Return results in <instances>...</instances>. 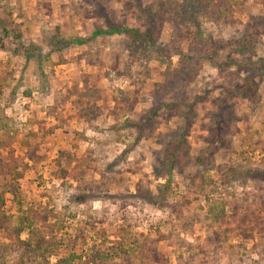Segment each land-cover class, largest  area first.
<instances>
[{"label": "rangeland", "instance_id": "374dc122", "mask_svg": "<svg viewBox=\"0 0 264 264\" xmlns=\"http://www.w3.org/2000/svg\"><path fill=\"white\" fill-rule=\"evenodd\" d=\"M205 1L0 0L21 29L0 37V157L13 154L25 204L77 264H264V28L256 54L235 43L264 21V0ZM109 23L151 37H92ZM184 62L197 74L177 85ZM4 209L16 229L10 194ZM10 243L0 264H17Z\"/></svg>", "mask_w": 264, "mask_h": 264}, {"label": "trees", "instance_id": "16d2710c", "mask_svg": "<svg viewBox=\"0 0 264 264\" xmlns=\"http://www.w3.org/2000/svg\"><path fill=\"white\" fill-rule=\"evenodd\" d=\"M204 4L205 8L209 6H220L219 4H215L214 0H207V2L205 1ZM228 11L229 9L227 8L226 12ZM220 13L222 14L223 11L220 10ZM219 18L221 17L219 16ZM261 21H263V19ZM261 21L257 27H250V29L247 30V37L243 38L241 41L235 42L236 44L241 43V48L244 49V54L250 56L256 54V49L260 38V35L258 34V29L264 28L262 26V24L264 25V21ZM20 33L21 29H19L18 27L13 28L12 24L8 23V20L0 17L1 38L9 40L10 38L12 39L14 37H19ZM113 35H125L129 37L132 42L139 47H142V45L140 44L143 43L144 38L151 37L150 32L143 33L141 30L136 28H129L126 26L122 27L117 24L112 25L110 23L105 28L94 31L92 37ZM196 38L197 45L193 44L195 51H197L198 49L200 51L203 47H207L208 44H206V42L202 40L201 32H199ZM73 41L78 45H83L88 41V39L77 38ZM151 42L154 46L155 40L151 39ZM69 44L70 43L68 42V45ZM224 45L226 46V44ZM224 45L221 46L215 44L212 47L215 51V49L219 50L220 47L225 49ZM230 45L232 46V44ZM239 63L240 61L236 60V58H231L229 60V63H227V66H239ZM217 68L220 70H225V66H220ZM175 71V79L177 81V85H189V83L193 81L194 76L197 74L195 65L190 64L189 62L182 63L181 68L175 69ZM248 79L249 77L247 78V81ZM245 88L252 89L254 88V86L246 84ZM201 99V97H197L194 102H188L186 104L175 103L172 106H175L177 108H181L183 106L190 107L191 105L198 103ZM178 143L184 144L183 136L181 137V140ZM178 149L179 145H174L172 147V150H170L169 154L167 155V158L169 159V169L167 171V174H170L176 169V165L178 162ZM13 157V154L10 155V158H8L9 160L0 157V238L7 237L11 240L9 246L11 250L13 249L12 252L17 256V264H51V258L54 256H57L59 258L56 264H77L78 261L84 259L85 256H83V254L77 253V251L73 248L71 249L70 253H68L67 255L65 254L66 251L69 250L65 249L64 242H62V238L58 237V227H55V225L50 222L49 214L43 211V209L39 206L25 204V201L22 197V192L20 193V187L17 182L19 181L20 177L14 172L17 169V164ZM8 194L12 195L13 202L17 204L20 213L18 217L19 226L16 229L10 228L11 217L8 216L4 209L6 205V195ZM224 217V210H221V212L216 215L217 219H222ZM24 233H26L27 235L26 238H22V235ZM93 258L95 260H101L102 262H106L107 260L111 261L112 259H114V256H109L108 254L97 250L93 255ZM129 258L130 255L125 257V259Z\"/></svg>", "mask_w": 264, "mask_h": 264}]
</instances>
